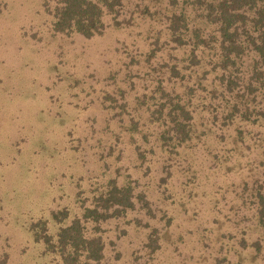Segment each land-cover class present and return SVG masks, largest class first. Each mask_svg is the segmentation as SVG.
Masks as SVG:
<instances>
[{"label": "trees", "instance_id": "16d2710c", "mask_svg": "<svg viewBox=\"0 0 264 264\" xmlns=\"http://www.w3.org/2000/svg\"><path fill=\"white\" fill-rule=\"evenodd\" d=\"M44 3L55 33L127 35L138 79L154 88L138 95V87L136 101L121 105L131 111L108 119L120 128L119 151L128 134L139 159L91 162L73 208L29 224L35 251L58 264H264V0ZM225 150L256 172L239 188L229 185L235 161L223 160ZM62 161L25 160L21 168ZM70 162L61 165H86ZM175 174L183 180H170ZM153 181L163 194L153 195Z\"/></svg>", "mask_w": 264, "mask_h": 264}, {"label": "rangeland", "instance_id": "374dc122", "mask_svg": "<svg viewBox=\"0 0 264 264\" xmlns=\"http://www.w3.org/2000/svg\"><path fill=\"white\" fill-rule=\"evenodd\" d=\"M53 19L44 0H0V264H55L41 250L35 251L29 224L73 208L76 182L82 175L88 180L85 176L94 172L90 169L93 161L139 159L138 155L131 158L128 134L121 136L119 151L115 139L120 128L115 127L116 120L108 121L131 111L121 105L135 102L139 89L138 95H151L154 88L148 82L145 89V81L138 79V66L131 62L135 51L132 55L123 48L128 36L106 31L88 39L55 33ZM138 42L145 44L141 38ZM229 152L225 150L223 159L235 161L228 163L229 185L239 188L256 172L246 161L240 165L233 150ZM164 156L151 154L149 159L172 160ZM173 157L184 160L176 154ZM25 160H70L86 165L79 171L61 165L63 161L52 168L31 165L25 173L21 168ZM170 180L183 178L175 174ZM153 184L150 188L156 196L157 184ZM121 244L116 240L117 257L128 253ZM129 264L135 263L130 260Z\"/></svg>", "mask_w": 264, "mask_h": 264}]
</instances>
